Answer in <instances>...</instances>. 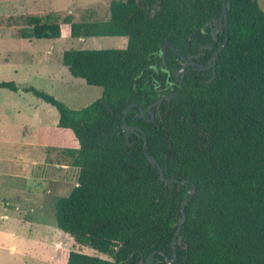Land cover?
Listing matches in <instances>:
<instances>
[{
	"label": "trees",
	"instance_id": "trees-1",
	"mask_svg": "<svg viewBox=\"0 0 264 264\" xmlns=\"http://www.w3.org/2000/svg\"><path fill=\"white\" fill-rule=\"evenodd\" d=\"M228 2L229 40L216 78L213 69L191 66L181 91L175 74L183 56L207 67L225 42L227 30L217 43L210 29L224 0H114L107 21L75 22L71 13L22 16L32 29L24 39H59L62 24L73 38H128L125 49L64 52L74 78L103 89L82 110L24 89L58 110V128L78 144L66 150L79 169L78 185L55 199L59 229L109 258L71 251L67 264H147L159 251L173 259L176 224L193 186L175 264H264V11L258 0ZM0 88L19 91L14 82ZM176 92L151 108L150 121L152 104ZM131 105L127 124L144 130L166 177L190 183L165 184L147 159L144 135L128 136L124 115ZM151 264L168 263L156 253Z\"/></svg>",
	"mask_w": 264,
	"mask_h": 264
},
{
	"label": "rangeland",
	"instance_id": "rangeland-1",
	"mask_svg": "<svg viewBox=\"0 0 264 264\" xmlns=\"http://www.w3.org/2000/svg\"><path fill=\"white\" fill-rule=\"evenodd\" d=\"M112 1L0 0V83L19 87L0 88V264H67L71 251L109 259L59 229L55 199L78 185L79 169L66 152L78 144L58 128V110L24 89L82 110L103 89L74 78L63 64L64 52L125 49L127 39L73 38L66 24L59 39H24L32 29L22 16L57 13L63 19L71 13L75 22L107 21ZM258 1L264 11V0Z\"/></svg>",
	"mask_w": 264,
	"mask_h": 264
},
{
	"label": "water",
	"instance_id": "water-1",
	"mask_svg": "<svg viewBox=\"0 0 264 264\" xmlns=\"http://www.w3.org/2000/svg\"><path fill=\"white\" fill-rule=\"evenodd\" d=\"M229 0H224V8H223V15H222V18H221V27L222 29L224 30V28L227 30V36H226V39H225V42L223 43L222 47L215 52V54L213 55L211 61H210V64L208 67L200 64V63H197V62H194V61H190L188 60L186 57L183 56L184 60H185V65L183 66V68L180 69L179 72H177L175 75L176 77H178L180 74L182 75L181 77V80H180V91L183 89V82H184V78H185V75H186V70L188 67L190 66H197L200 70L202 71H209L211 69L214 70V76H213V79L216 78V71H215V65H216V60L218 59V57L221 55V53L224 51L225 47L227 46V43H228V40H229V35H228V26H229V10L231 9V3L228 2ZM214 35H216V31H214ZM205 47H209V48H213L212 46H205ZM167 48H168V45H165L163 47V54H164V60H166V53H167ZM174 48V47H173ZM178 52V51H177ZM178 54H181L180 52H178ZM200 57V55L197 56V58ZM211 82V81H210ZM180 92H176V93H173V94H169V95H165L163 97H161L156 103L152 104V106L148 109L149 112L151 113L152 115V119L150 121H154L155 118H156V115L155 113H153L151 111V108L152 107H159L162 105V103L168 99L169 101H171L172 99L176 98L178 95H179ZM132 105L125 111V115H124V127L125 129L127 130V133H128V136L131 135V132L132 131H138V132H141L143 135H144V140H145V144H144V152L147 156V159L149 160V162L156 166L159 171H160V174H161V177H162V180L165 182V184L167 185H171L173 183H178V184H185V183H190L189 180H184V181H179V180H176V179H172V178H167L166 175H165V172L163 170V168L161 167L159 161L156 159L155 156L149 154L148 152V137L147 135L145 134L144 130L140 127H132V126H129L127 124V116L130 112V109H131ZM145 113L146 111L144 109H141V116L142 117H145ZM196 193V186H193L191 190H189V192L186 194L184 200H183V203H182V214H183V217L181 218V220L176 224L178 226V230H177V233L173 239V242H172V245H173V249H174V258L171 259L165 252L163 251H159V252H154L152 254V256L147 260V264H151V258L156 254V253H159L163 256H165L166 258V261L168 264H175L178 260V254H177V244H176V240L177 238L179 237V242L182 243V237H180L181 235V230H182V226L183 224L185 223L186 221V216H185V209H186V206H187V203H188V200H189V197L191 195H194Z\"/></svg>",
	"mask_w": 264,
	"mask_h": 264
},
{
	"label": "flooded vegetation",
	"instance_id": "flooded-vegetation-1",
	"mask_svg": "<svg viewBox=\"0 0 264 264\" xmlns=\"http://www.w3.org/2000/svg\"><path fill=\"white\" fill-rule=\"evenodd\" d=\"M222 18V17H221ZM222 25H221V19L220 20H218V21H215V22H213L211 25H210V29H211V33H212V35H213V37H214V39H215V41L218 43L219 42V36H218V34H222V33H224V31L226 30L225 28H224V30L222 29V27H221ZM208 28V26H205V29H207ZM214 31H216V35H214ZM223 45V44H222ZM205 46H212V45H203L202 46V48L201 49H209V50H213L214 49V46H212L213 48H209V47H205ZM222 47V46H221ZM218 51V50H217ZM203 52L201 51L200 52V57L201 56H203ZM215 54V53H214ZM198 56V55H197ZM197 56H196V58H197ZM200 57H198V58H200ZM213 57V56H212ZM212 57L208 60V66H209V64H210V61H211V59H212ZM197 58V59H198ZM194 62H197V63H200L201 64V62H198V61H194ZM185 65V64H184ZM203 65V64H202ZM207 66V67H208ZM191 67V66H190ZM192 67H196V68H198L197 66H192ZM183 68V67H182ZM189 68V67H188ZM199 69V68H198ZM212 70V69H211ZM180 71V70H179ZM178 71V72H179ZM210 71V70H209ZM177 73V72H176ZM181 77H182V75L180 74L177 78H179V80H181ZM179 87H180V82H179ZM172 89L173 90H175L176 89V84H174L173 85V87H172ZM169 95V94H168ZM165 96V95H164Z\"/></svg>",
	"mask_w": 264,
	"mask_h": 264
},
{
	"label": "crops",
	"instance_id": "crops-1",
	"mask_svg": "<svg viewBox=\"0 0 264 264\" xmlns=\"http://www.w3.org/2000/svg\"><path fill=\"white\" fill-rule=\"evenodd\" d=\"M124 38H126L127 39V44H128V38L127 37H124ZM73 137V136H72ZM74 139V138H73ZM75 141V140H74ZM76 142V141H75ZM77 143V142H76ZM28 146H31V147H33L32 146V142L30 143V144H28Z\"/></svg>",
	"mask_w": 264,
	"mask_h": 264
}]
</instances>
